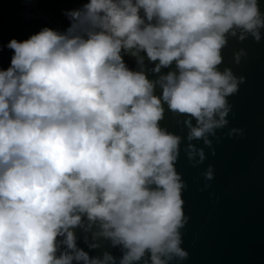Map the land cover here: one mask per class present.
<instances>
[{"label": "clouds", "instance_id": "9594fccd", "mask_svg": "<svg viewBox=\"0 0 264 264\" xmlns=\"http://www.w3.org/2000/svg\"><path fill=\"white\" fill-rule=\"evenodd\" d=\"M262 9L260 0H88L65 12L66 30L12 38L0 69V264H117L77 248L84 217L122 246L119 264L186 259L181 136L161 127L164 105L185 114L186 156L202 164L191 141L212 148L208 134L228 125L227 98L246 81L218 68L226 34L259 42ZM125 52L158 61L155 73L175 67L153 81ZM204 175L213 179L211 165Z\"/></svg>", "mask_w": 264, "mask_h": 264}, {"label": "water", "instance_id": "95a60500", "mask_svg": "<svg viewBox=\"0 0 264 264\" xmlns=\"http://www.w3.org/2000/svg\"><path fill=\"white\" fill-rule=\"evenodd\" d=\"M260 3L264 4V0ZM44 27L62 31L30 0H0V69L10 66L13 50L6 45L12 38L22 41ZM260 31L259 42L251 33H244L245 39L241 41L242 29L236 30L235 37L226 34L227 43L221 49L222 62L218 68L221 71L230 68L235 76H244L246 81L227 98L232 106L226 117L228 125L216 129L215 135L208 134L215 155L203 139H195L191 143L204 149L206 159L193 166L185 153L189 143L186 116L164 105L161 127L181 136L176 168L186 184L182 198L188 217L181 229V247L189 255L184 260L175 258L170 264H264V29ZM241 49L246 55L237 64L234 56ZM122 55L130 69L144 71L153 81L175 67L161 68L160 73H155L153 68L158 61H150L146 53L140 54L144 58L142 65L131 53ZM161 92L157 85L156 94ZM233 128L243 129V133L227 135ZM209 165L214 172L211 180L204 175ZM88 224L84 217V224L73 229L77 248L92 258L103 259L109 253L119 264L122 246H114L111 239L99 235L102 230L98 222L90 228ZM63 250L65 246L61 245Z\"/></svg>", "mask_w": 264, "mask_h": 264}, {"label": "rangeland", "instance_id": "374dc122", "mask_svg": "<svg viewBox=\"0 0 264 264\" xmlns=\"http://www.w3.org/2000/svg\"><path fill=\"white\" fill-rule=\"evenodd\" d=\"M42 13L62 31L70 25L65 15L68 10L81 7L88 0H33Z\"/></svg>", "mask_w": 264, "mask_h": 264}, {"label": "bare ground", "instance_id": "6f19581e", "mask_svg": "<svg viewBox=\"0 0 264 264\" xmlns=\"http://www.w3.org/2000/svg\"><path fill=\"white\" fill-rule=\"evenodd\" d=\"M35 6H37L36 5V3L33 1V0H30ZM38 7V6H37ZM40 10V9H39ZM41 11V10H40ZM42 12V11H41Z\"/></svg>", "mask_w": 264, "mask_h": 264}]
</instances>
